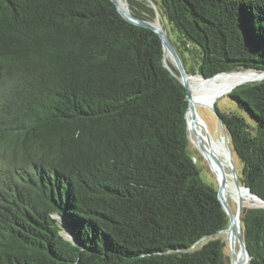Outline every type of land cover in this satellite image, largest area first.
<instances>
[{
  "label": "trees",
  "instance_id": "1",
  "mask_svg": "<svg viewBox=\"0 0 264 264\" xmlns=\"http://www.w3.org/2000/svg\"><path fill=\"white\" fill-rule=\"evenodd\" d=\"M152 1L204 74L264 70V0ZM165 61L176 71L112 0H0V264H230L229 216ZM228 97L241 184L264 199V79ZM242 227L264 264V206H245Z\"/></svg>",
  "mask_w": 264,
  "mask_h": 264
},
{
  "label": "water",
  "instance_id": "2",
  "mask_svg": "<svg viewBox=\"0 0 264 264\" xmlns=\"http://www.w3.org/2000/svg\"><path fill=\"white\" fill-rule=\"evenodd\" d=\"M112 1L116 5L120 14L126 20L136 25L150 28L160 36L165 50V56L168 59V61L172 63V65L175 67L176 71H174L172 66L167 61H165L166 66L170 70H172V72L180 79V81L183 83V85L186 88V96L188 100L186 119H187V126L189 130L190 138H191V133H193L196 137L195 144L197 148L202 152V154L208 160L210 166L212 165V162H214L217 165L219 175L215 173L213 168L212 169L216 174V176L218 177V181H219L218 196L230 220L229 226L224 230L227 233V237L224 239L223 242V245L224 246L228 245L231 251L230 264H249V261L251 259V254L245 243L243 227H242V213H243V208L245 207V203L242 198H239L237 201L238 202L237 212L232 211L225 194L226 193L225 187L228 182V175L230 174L228 172V169L231 171V177L234 186L238 191H241L243 189L247 190V192L251 196L263 202L261 206H264V199H262L260 196L255 194L250 187L241 184L239 173L234 162L235 153L232 146V142L229 133L225 127L223 115L217 109V105L223 96L228 97V95L232 93L237 87L244 84H251L258 81H262L264 79V70L247 68V69L221 70L211 74H204L198 68V64L200 60L198 56L195 59L190 57L193 59L192 60L193 63H191L190 67L187 66L186 58L182 57L179 49L177 48L175 42L170 36L169 30L166 29L167 23L164 21V24L166 25L164 27L163 24H161V22L157 20V12L159 14L161 12L158 10L157 4L154 1L149 0L155 5L154 9H156V16L154 20H149L147 18L136 15L131 10L130 3L128 4L129 8H126L119 0H112ZM127 2L129 1L127 0ZM239 28L249 45L248 33L246 32L245 28L242 25H240ZM234 73L240 75L241 78L237 82H235L232 86L220 90L211 100L203 102L195 97L192 90V82H191L192 77L198 76L201 79H203L204 81L203 83H206L208 81H211L213 78H215L218 75L234 74ZM199 106H205L211 108L216 113L219 120V124L223 130L222 140L225 141L226 148L228 149V155L226 157L227 158L226 160H223V158L220 157L215 151H212L211 149L212 138L210 136V132L205 121L198 112ZM191 140L192 142H194L192 138ZM208 145L210 146V148H208ZM56 217L58 218V224L62 229L63 235L67 239L76 242V239L74 238L73 234L70 231V228L68 227L65 217L60 216L58 214H56ZM237 243L239 245L238 252L236 248Z\"/></svg>",
  "mask_w": 264,
  "mask_h": 264
},
{
  "label": "rangeland",
  "instance_id": "3",
  "mask_svg": "<svg viewBox=\"0 0 264 264\" xmlns=\"http://www.w3.org/2000/svg\"><path fill=\"white\" fill-rule=\"evenodd\" d=\"M150 7L154 8L155 5L151 2V1H146ZM129 4V2H128ZM155 12V16H156V9H154ZM157 20L159 22H161V24L164 25V27L166 26L164 24V19H163V15L157 12ZM166 29L169 30L170 36L172 39H174L175 34L172 33L169 25L167 24ZM193 59L190 58L188 56V54L186 53V64L187 66H191V63H193L192 61ZM204 98L207 99H212L213 97L210 95L205 96ZM217 109L219 110V112L221 113H226V112H230L232 110H239V108L237 107V104L230 99L227 96H223L220 99V102H218L217 105ZM198 112L200 114V116L203 118V120L205 121L209 132H210V136L214 142V146L216 149L217 154L223 158V160H226L227 158V148H226V143L225 141L222 140L223 138V130L219 124V120L218 117L216 115V113L214 112V110H212L211 108L205 107V106H199L198 107ZM191 138L194 140V142H192V145L194 147L195 150V155L198 158L199 164L202 168V177L204 178L205 181H207L208 183H210L212 186L218 188L219 187V181H218V177L216 176V174L214 173L212 167L210 166L208 160L205 158V156L202 154V152L197 148L196 146V137L193 133H191ZM192 141V140H191ZM234 162L235 165L237 167L238 173L241 172V163L239 161V159L237 158L236 154H234ZM228 172L230 173L228 175V179L230 180V183L232 185L233 188H235L232 177H231V171L228 169ZM227 201L232 209L233 212H237L238 209V202L237 200H235V198H233V196H229L227 197ZM255 201L252 202H246L245 206H249V207H259L262 205V202L258 199H254ZM221 236L223 237V239H225L227 237V233L224 231ZM237 252L239 250V245L237 243ZM226 253L228 254V256H231V251L229 246H226ZM237 257V256H236Z\"/></svg>",
  "mask_w": 264,
  "mask_h": 264
},
{
  "label": "bare ground",
  "instance_id": "4",
  "mask_svg": "<svg viewBox=\"0 0 264 264\" xmlns=\"http://www.w3.org/2000/svg\"><path fill=\"white\" fill-rule=\"evenodd\" d=\"M119 1L124 5V7L129 8L127 0H119ZM240 78L241 76L235 73L234 74H221L213 78L211 81L203 83L204 82L203 79H201L198 76H195L191 78L192 90H193L195 97L198 100L206 102V101H209V99L204 98L205 96L211 94V96L214 97L220 90H223L224 88H228L232 86ZM211 145H212V148H211L212 151L216 152L214 142L212 139H211ZM208 148H210L209 145H208ZM227 155H228V149H227ZM211 166L214 169L215 173L219 175L217 165L214 162H212ZM225 192H226L225 194L227 197L233 196V198H235V200L237 201L239 198H242L244 200V203L255 201L254 200L255 198L251 196L247 192V190L243 189L241 191H238L236 188H233L229 179L225 187Z\"/></svg>",
  "mask_w": 264,
  "mask_h": 264
}]
</instances>
